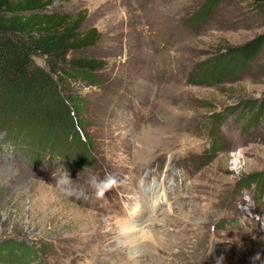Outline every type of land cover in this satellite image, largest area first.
<instances>
[{"label":"rangeland","instance_id":"obj_1","mask_svg":"<svg viewBox=\"0 0 264 264\" xmlns=\"http://www.w3.org/2000/svg\"><path fill=\"white\" fill-rule=\"evenodd\" d=\"M51 10L80 11L100 33L89 55L106 64L97 84L74 86L81 147L0 131V242L30 249L17 264H212L216 253V264H264V43L220 80L202 77L220 51L263 33L264 15L248 0ZM107 175L116 184L97 196L90 181ZM158 183L166 201L151 211ZM139 226L148 238H126Z\"/></svg>","mask_w":264,"mask_h":264},{"label":"trees","instance_id":"obj_2","mask_svg":"<svg viewBox=\"0 0 264 264\" xmlns=\"http://www.w3.org/2000/svg\"><path fill=\"white\" fill-rule=\"evenodd\" d=\"M54 1L0 0V131L9 136L13 129L34 135L43 130L38 134L42 148L49 149L53 142L57 147L64 140L78 148L85 139L80 127L85 101L74 86L78 81L97 84L98 71L106 63L89 55L99 31L82 28L80 11L74 15L49 11ZM248 2L264 15V0ZM263 43L264 32L220 51L215 57L220 64L214 65L212 57L207 64L211 74L203 73L202 77L220 80L231 66L254 56ZM212 65L218 72H212ZM29 255L30 249L23 242H0L1 261L17 264Z\"/></svg>","mask_w":264,"mask_h":264},{"label":"clouds","instance_id":"obj_3","mask_svg":"<svg viewBox=\"0 0 264 264\" xmlns=\"http://www.w3.org/2000/svg\"><path fill=\"white\" fill-rule=\"evenodd\" d=\"M67 180L68 176L65 174V177L59 181V183H66ZM90 183L96 189L97 196H102L106 190L112 188L116 184V180L111 175H107L103 180L93 178Z\"/></svg>","mask_w":264,"mask_h":264},{"label":"bare ground","instance_id":"obj_4","mask_svg":"<svg viewBox=\"0 0 264 264\" xmlns=\"http://www.w3.org/2000/svg\"><path fill=\"white\" fill-rule=\"evenodd\" d=\"M132 231H135L136 233L133 234ZM125 236H126V238L132 239L133 241H137L139 238H144V237L148 238L146 231L142 230V227H140V226L132 228V229H128L127 231H125ZM150 239H152V237ZM129 256L132 259H134L132 255H129ZM217 258L218 257H217V253H216L215 258L212 260V264H216ZM135 261H138V260H135Z\"/></svg>","mask_w":264,"mask_h":264}]
</instances>
